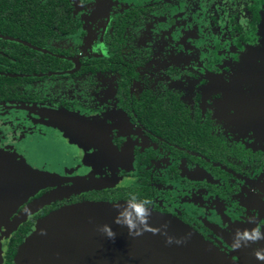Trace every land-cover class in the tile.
Segmentation results:
<instances>
[{
    "label": "flooded vegetation",
    "instance_id": "obj_1",
    "mask_svg": "<svg viewBox=\"0 0 264 264\" xmlns=\"http://www.w3.org/2000/svg\"><path fill=\"white\" fill-rule=\"evenodd\" d=\"M263 16L264 0H0V151L54 174L27 180L0 264L84 201L144 205L225 264H264ZM27 136L64 150L45 161Z\"/></svg>",
    "mask_w": 264,
    "mask_h": 264
},
{
    "label": "water",
    "instance_id": "obj_2",
    "mask_svg": "<svg viewBox=\"0 0 264 264\" xmlns=\"http://www.w3.org/2000/svg\"><path fill=\"white\" fill-rule=\"evenodd\" d=\"M260 52L261 58H264V47ZM27 167L30 168L23 159L15 162L0 160V170L5 176L4 186L8 185L7 180H16L8 186L12 189L11 194L6 188L8 200L4 204L8 205L14 194L16 198L22 196L21 189L27 184V172L31 171L37 178L50 180L51 176L36 170H26ZM137 205L145 209L143 219L135 215L134 208ZM7 213L8 209L2 211L0 226L7 220ZM128 213H131L134 224L132 234L126 224L116 223L118 217L124 221ZM106 226L115 233L114 239L109 238L104 231ZM137 231L141 234L136 235ZM7 236L8 233L0 234V262L1 240ZM13 262L225 264L199 234L178 219L129 201H84L51 212L39 219L34 230L18 245Z\"/></svg>",
    "mask_w": 264,
    "mask_h": 264
},
{
    "label": "rangeland",
    "instance_id": "obj_3",
    "mask_svg": "<svg viewBox=\"0 0 264 264\" xmlns=\"http://www.w3.org/2000/svg\"><path fill=\"white\" fill-rule=\"evenodd\" d=\"M179 3L177 2L175 4L178 5ZM42 134V133H41ZM45 135V134H44ZM33 137H29L27 136V139H23L24 141L30 140ZM24 149L26 150H31V152L33 153V156H37L38 158H41L45 161H49L52 162V160L57 159L59 156H61V153L64 150V146L62 144H60L59 142H54L52 141V139H50L49 137H39L36 136V139L30 140L29 142H27L24 145ZM0 160H3L4 162H15V161H19V157H15L14 155H12L11 153H7L6 151H0ZM24 160V159H23ZM25 161V160H24ZM26 163V162H25ZM27 164V163H26ZM22 167V166H21ZM31 171L27 172V180H29L30 177L33 176V173H30ZM39 172V171H38ZM43 174L49 175V176H53V172L50 171H46V172H42ZM5 176L2 172V170H0V182H1V188H0V196H1V203H0V216L2 215V211L8 209V216L10 213V210L13 208V206L17 203V201H19L23 195H25L26 193L24 192V190H26L27 188H32V189H37V186H31L30 183H27L26 186H24V188L21 189V197H17L15 196V194L13 195V197L10 198V203L4 204L5 201L8 200V193L6 192V188L9 189V185L12 183H15L16 180H7L8 185L4 186V180ZM15 189V186H12ZM9 194L12 193V189L8 190ZM5 206V207H3ZM8 219V217L6 218ZM2 245V242H1Z\"/></svg>",
    "mask_w": 264,
    "mask_h": 264
},
{
    "label": "clouds",
    "instance_id": "obj_4",
    "mask_svg": "<svg viewBox=\"0 0 264 264\" xmlns=\"http://www.w3.org/2000/svg\"><path fill=\"white\" fill-rule=\"evenodd\" d=\"M146 203H149L151 204V200H145ZM127 211V210H126ZM134 212H135V215L140 217L141 219H143L144 215H145V209L139 205L135 206L134 208ZM116 223H123V224H126L128 227H129V230H130V234H132V229L134 227V224H133V220H132V216H131V213H128V215L126 216L125 220L122 221L120 219V217L117 218L116 220ZM104 231L107 233V235L109 236V238H112L114 239L115 237V233L113 231H111L110 228H108L107 226L104 228ZM136 235H139L141 234L139 231H137L135 233ZM238 236H240L242 239H245V240H257V239H260L261 238V235H260V232H259V229H256V230H253V232L250 234L248 231H245L243 232L242 234L240 233H237ZM239 242H236V244L234 245V247H239ZM257 259H264V255L261 254V252L257 251L255 253Z\"/></svg>",
    "mask_w": 264,
    "mask_h": 264
},
{
    "label": "trees",
    "instance_id": "obj_5",
    "mask_svg": "<svg viewBox=\"0 0 264 264\" xmlns=\"http://www.w3.org/2000/svg\"><path fill=\"white\" fill-rule=\"evenodd\" d=\"M18 238L20 239L21 237L19 236Z\"/></svg>",
    "mask_w": 264,
    "mask_h": 264
}]
</instances>
